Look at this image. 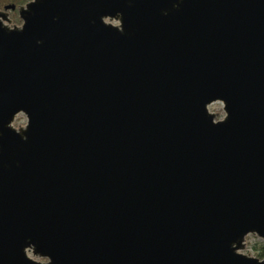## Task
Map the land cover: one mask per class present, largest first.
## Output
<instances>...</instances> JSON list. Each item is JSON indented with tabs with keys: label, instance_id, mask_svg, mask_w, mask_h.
<instances>
[{
	"label": "water",
	"instance_id": "water-1",
	"mask_svg": "<svg viewBox=\"0 0 264 264\" xmlns=\"http://www.w3.org/2000/svg\"><path fill=\"white\" fill-rule=\"evenodd\" d=\"M15 7L0 264H264V0Z\"/></svg>",
	"mask_w": 264,
	"mask_h": 264
},
{
	"label": "rangeland",
	"instance_id": "rangeland-1",
	"mask_svg": "<svg viewBox=\"0 0 264 264\" xmlns=\"http://www.w3.org/2000/svg\"><path fill=\"white\" fill-rule=\"evenodd\" d=\"M208 107H209V110H211L213 112H217L216 113L217 118L223 116L224 110H223V104L221 101H219V100L213 101L208 105ZM25 120H26L25 114L22 112H19L15 116L13 124L16 126L19 124H24ZM260 240L264 241V239L254 235V234H248L246 236V245H245L244 249H242L241 251L245 252V253L249 252L250 254L255 255L254 250H253V245L259 244Z\"/></svg>",
	"mask_w": 264,
	"mask_h": 264
},
{
	"label": "trees",
	"instance_id": "trees-1",
	"mask_svg": "<svg viewBox=\"0 0 264 264\" xmlns=\"http://www.w3.org/2000/svg\"><path fill=\"white\" fill-rule=\"evenodd\" d=\"M27 0H0V8H4L6 4H15L14 9L9 10V16L13 22L19 23L21 20L18 16L17 6L18 4H23ZM254 254L260 258H264V241L260 240L259 244L253 245Z\"/></svg>",
	"mask_w": 264,
	"mask_h": 264
}]
</instances>
